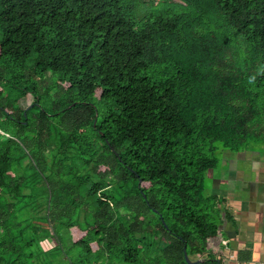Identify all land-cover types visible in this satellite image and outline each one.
Listing matches in <instances>:
<instances>
[{
	"label": "trees",
	"instance_id": "16d2710c",
	"mask_svg": "<svg viewBox=\"0 0 264 264\" xmlns=\"http://www.w3.org/2000/svg\"><path fill=\"white\" fill-rule=\"evenodd\" d=\"M259 148L264 0H0V264H222Z\"/></svg>",
	"mask_w": 264,
	"mask_h": 264
},
{
	"label": "crops",
	"instance_id": "0c3cea01",
	"mask_svg": "<svg viewBox=\"0 0 264 264\" xmlns=\"http://www.w3.org/2000/svg\"><path fill=\"white\" fill-rule=\"evenodd\" d=\"M220 156L206 175L208 196L221 202L213 253L225 264L264 263V148L223 150Z\"/></svg>",
	"mask_w": 264,
	"mask_h": 264
},
{
	"label": "rangeland",
	"instance_id": "374dc122",
	"mask_svg": "<svg viewBox=\"0 0 264 264\" xmlns=\"http://www.w3.org/2000/svg\"><path fill=\"white\" fill-rule=\"evenodd\" d=\"M23 105L25 106V105H28V104L26 102H24ZM218 156H219V164H220L221 163V156L220 155H218ZM205 184H206V188H207L206 194L208 195L209 194V187H210L209 179L206 178ZM74 235H75L76 238H78V237H80L81 233H79L78 231L74 230ZM44 245H45V247L48 248V247L52 246L53 243H52V241H49V242H45Z\"/></svg>",
	"mask_w": 264,
	"mask_h": 264
},
{
	"label": "water",
	"instance_id": "95a60500",
	"mask_svg": "<svg viewBox=\"0 0 264 264\" xmlns=\"http://www.w3.org/2000/svg\"><path fill=\"white\" fill-rule=\"evenodd\" d=\"M193 253V250H191V254ZM185 257H186V260L189 264H195V263H201L203 262V260L199 259L197 261H191L190 257H189V254L187 252V250L185 249Z\"/></svg>",
	"mask_w": 264,
	"mask_h": 264
},
{
	"label": "built area",
	"instance_id": "2783aa9c",
	"mask_svg": "<svg viewBox=\"0 0 264 264\" xmlns=\"http://www.w3.org/2000/svg\"><path fill=\"white\" fill-rule=\"evenodd\" d=\"M225 245H226V243H225ZM222 264H225V262H224V263L222 262ZM258 264H264V263H263V262H261V263H258Z\"/></svg>",
	"mask_w": 264,
	"mask_h": 264
}]
</instances>
